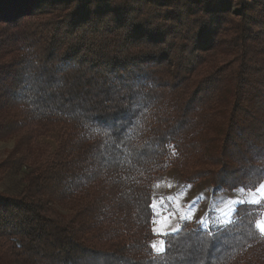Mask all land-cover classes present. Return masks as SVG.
Listing matches in <instances>:
<instances>
[{
	"label": "trees",
	"instance_id": "16d2710c",
	"mask_svg": "<svg viewBox=\"0 0 264 264\" xmlns=\"http://www.w3.org/2000/svg\"><path fill=\"white\" fill-rule=\"evenodd\" d=\"M57 133L56 147L37 143ZM0 264H264L260 204L154 252L152 184L264 180V0H0ZM62 209H66L64 213Z\"/></svg>",
	"mask_w": 264,
	"mask_h": 264
},
{
	"label": "rangeland",
	"instance_id": "374dc122",
	"mask_svg": "<svg viewBox=\"0 0 264 264\" xmlns=\"http://www.w3.org/2000/svg\"><path fill=\"white\" fill-rule=\"evenodd\" d=\"M15 137L16 136H12L7 139H0V194H17L24 184L23 175L27 171L24 166L19 169L3 166L15 146ZM56 141L57 133L54 132L48 134L47 136L41 137L39 140H37V143L48 144L51 147V150H54L56 147ZM201 179L199 180L204 182L207 181L208 184L204 186L199 183L197 184L196 182L199 180L185 184L181 179L179 172L174 167L166 169L155 177L152 184V211L154 214L152 230L154 234L156 233L162 238L165 233L179 228L184 221L198 222L203 229L207 228L208 230H213L223 225L211 224L208 220V216L210 214L208 209V204L210 201L208 198H211V190L217 191L220 189H214L208 178ZM210 185L211 188H209ZM223 190L227 191L226 193H229L232 196V215L235 206L238 203L260 204L264 202V199H261L260 195L255 193L257 188L253 190L243 188ZM258 190L264 194L261 188H258ZM200 192L205 194L206 197L202 202L199 203L196 196L201 194ZM197 204L200 206L197 214L194 216H191L192 214L186 215L192 211L193 207H197ZM62 211L64 213L67 212L66 209H62ZM181 211H185L187 213L183 215V213H180ZM231 219L228 221V223L231 221ZM225 224L227 223H224V225ZM257 226L260 230V233L264 237V209L261 211L258 217ZM9 264L21 263L18 261H12Z\"/></svg>",
	"mask_w": 264,
	"mask_h": 264
},
{
	"label": "crops",
	"instance_id": "0c3cea01",
	"mask_svg": "<svg viewBox=\"0 0 264 264\" xmlns=\"http://www.w3.org/2000/svg\"><path fill=\"white\" fill-rule=\"evenodd\" d=\"M201 180H199L196 183L202 184L203 186L208 184L207 181L204 182ZM209 188H211V185L209 186ZM258 188H261L262 192H264V181L257 187V190H255V193L257 195L259 194L261 199H264V194L261 193V191H259ZM226 192L227 191L223 189L217 191L211 190V194H210L211 198H208V200L210 201V203L208 204V209L210 211L208 220L211 224L224 225V223H228V221L231 219L232 211H233V206H232L233 200H232V196ZM200 193L201 194L196 196V198H198L199 203L202 202L206 197L205 194H203L202 192ZM198 205L199 204H197V207H193L192 211L189 214L185 211H181L180 213H183V215H185L186 213H187L186 215L192 214L191 216H194L195 214H197V211L200 208V206ZM150 245L154 252L163 251L164 246H163L162 238L156 233H155V237L150 241Z\"/></svg>",
	"mask_w": 264,
	"mask_h": 264
}]
</instances>
